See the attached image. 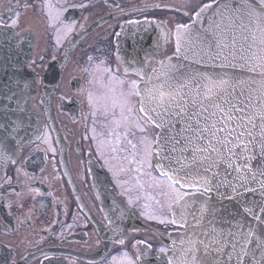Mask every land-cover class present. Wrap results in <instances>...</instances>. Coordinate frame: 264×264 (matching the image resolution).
Wrapping results in <instances>:
<instances>
[{
  "label": "flooded vegetation",
  "instance_id": "obj_1",
  "mask_svg": "<svg viewBox=\"0 0 264 264\" xmlns=\"http://www.w3.org/2000/svg\"><path fill=\"white\" fill-rule=\"evenodd\" d=\"M212 1L0 0V26L31 38L27 66L42 125L40 137L17 148L1 170L0 264H168L182 228L147 212L159 206L163 219H172L162 194L169 182L153 149L151 167L136 162L146 147L141 139L154 140L156 128L133 96L132 117L145 131L132 127L125 138L121 127L117 142L109 134L112 114L106 119L99 105L140 79L116 51L124 27L152 21L162 38L161 25L172 35Z\"/></svg>",
  "mask_w": 264,
  "mask_h": 264
},
{
  "label": "snow or ice",
  "instance_id": "obj_2",
  "mask_svg": "<svg viewBox=\"0 0 264 264\" xmlns=\"http://www.w3.org/2000/svg\"><path fill=\"white\" fill-rule=\"evenodd\" d=\"M215 3L206 28L178 24L175 38L178 54L181 40L188 43L185 60L191 53L194 64L220 71L162 61L163 79L157 76L153 82L150 76L143 89L131 81L129 91L103 97L99 107L106 119L111 112L115 127L109 134L117 142L121 127L125 138L132 127L145 131L132 117L133 96L142 97L138 111L159 129L154 140L141 139L146 147L136 162L151 167L155 147L157 166L169 182L162 185V194L173 215L159 222L186 229L179 254L168 264H264V0ZM127 143L137 148L131 140ZM221 188L234 195L219 193ZM213 192L221 197L218 205L206 195ZM246 193H259L260 199L248 201ZM224 200H238L243 214L227 208Z\"/></svg>",
  "mask_w": 264,
  "mask_h": 264
},
{
  "label": "water",
  "instance_id": "obj_3",
  "mask_svg": "<svg viewBox=\"0 0 264 264\" xmlns=\"http://www.w3.org/2000/svg\"><path fill=\"white\" fill-rule=\"evenodd\" d=\"M206 5H212L211 8H205ZM202 8L204 9L202 15L197 19L196 13H199L201 9L194 14L192 22L187 25L194 26L195 29L206 28L208 21L211 19L212 14L216 11V3L206 4ZM162 27V38L156 35L153 31L159 26L148 21L141 23L137 26L124 27L116 36V51L120 60L124 66L125 71L137 73L138 70H143L141 75H137L140 80L137 84L141 89L145 87V81L151 76L153 82L156 81V77L159 76L163 79L162 72L159 71L161 68V62L165 64H184L190 66L192 69H199L201 71H220L219 68L207 67L202 65H196L193 63L195 57L191 53H187L188 59L185 60V48L188 47L186 40H181V51L177 53V41L175 38V32L172 35L166 33V29ZM134 30H139L141 34L130 35ZM146 31V32H144ZM171 44L165 49L166 52H170L169 55L163 57L161 55L163 43L170 41ZM239 47V45H238ZM31 38L26 33H14V30L9 28H3L0 26V174L4 165L9 160H13L16 157L17 148L22 147L25 143H31L33 140L40 137L42 131L41 121L39 120L38 112L34 108L33 98L35 96L34 79L31 76V72L28 69L27 63L31 57ZM157 60V66L151 64L152 59ZM153 69H157V73L153 74ZM231 71V69H229ZM149 87L151 85H148ZM9 88L11 92H9ZM15 93V97L11 100L5 98L6 95L11 96ZM139 96V101L141 100ZM140 104V103H139ZM159 129H157V132ZM156 132V133H157ZM156 152L155 147H153ZM157 158V157H156ZM158 161L156 160V168L162 174V170L157 166ZM165 163H167L165 161ZM166 170V169H165ZM164 176V175H163ZM258 188V185H252ZM231 193V189L221 188L219 193ZM219 193L213 192L211 194L212 203L218 205V201L221 199ZM248 201L253 199L259 200L260 196L257 193L253 196L250 193L245 194ZM224 205L230 210H239L243 214V207L239 206L238 200L223 201ZM259 212V209H256ZM173 219V215L171 214ZM191 217H189V220ZM250 219V217H249ZM178 226V225H177ZM179 227V226H178ZM186 229L182 228L181 231L175 232V234L181 235L175 237L173 235L172 245L174 247L171 253V258L175 259L174 254L176 248L181 247V237L185 233Z\"/></svg>",
  "mask_w": 264,
  "mask_h": 264
},
{
  "label": "rangeland",
  "instance_id": "obj_4",
  "mask_svg": "<svg viewBox=\"0 0 264 264\" xmlns=\"http://www.w3.org/2000/svg\"><path fill=\"white\" fill-rule=\"evenodd\" d=\"M149 211L147 212L151 217H154L155 219L158 218V219H162L163 218V209L159 206H156L155 209H151L148 208Z\"/></svg>",
  "mask_w": 264,
  "mask_h": 264
},
{
  "label": "bare ground",
  "instance_id": "obj_5",
  "mask_svg": "<svg viewBox=\"0 0 264 264\" xmlns=\"http://www.w3.org/2000/svg\"><path fill=\"white\" fill-rule=\"evenodd\" d=\"M178 254V249L176 248V253L174 254V256H177Z\"/></svg>",
  "mask_w": 264,
  "mask_h": 264
}]
</instances>
